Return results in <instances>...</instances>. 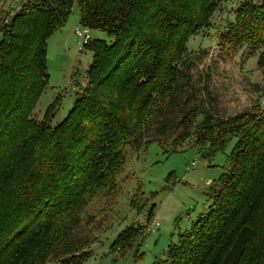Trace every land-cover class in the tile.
I'll return each instance as SVG.
<instances>
[{
  "label": "trees",
  "instance_id": "obj_1",
  "mask_svg": "<svg viewBox=\"0 0 264 264\" xmlns=\"http://www.w3.org/2000/svg\"><path fill=\"white\" fill-rule=\"evenodd\" d=\"M216 1L26 0L0 19V264H44L50 254L61 256L57 264H83L92 250L62 240L63 226L77 220L85 199L118 181L122 147L140 146L146 138L165 147L177 129L189 127L199 115V144L202 137L213 141L214 132L226 137L237 128L225 126L229 122L204 106L185 110L182 103L191 74L178 69L177 60ZM75 2L81 24L105 31L112 41L86 44L94 53L89 86L53 126L32 114L48 86V39L64 26ZM219 39L234 49L259 51L258 64L264 67V0H245ZM189 58L186 71L192 66ZM165 78H184L186 88L173 86V114H166L156 133L143 135L121 115L145 111ZM249 120L241 124L242 137L236 135L222 189L211 196L195 228L182 232L167 258L154 264H264V221L253 219L264 175V112ZM227 241L231 245L218 260Z\"/></svg>",
  "mask_w": 264,
  "mask_h": 264
},
{
  "label": "rangeland",
  "instance_id": "obj_2",
  "mask_svg": "<svg viewBox=\"0 0 264 264\" xmlns=\"http://www.w3.org/2000/svg\"><path fill=\"white\" fill-rule=\"evenodd\" d=\"M25 1L0 0V19L9 18ZM244 1L217 0L210 17L187 37L177 60L178 69L191 74V82L182 96L184 109L204 106L213 116L229 122L225 126L237 128L231 129L232 133L226 137L214 132L213 141L202 137L203 143L199 144L195 130V123L203 119L199 115L194 124L177 129L165 147L149 138L150 141L147 138L140 141V146L122 147L118 181L85 199L84 206L76 210L80 214L77 220L63 226L62 240H72L73 244L78 242L80 247L92 250L83 264H154L165 260L169 246L179 242L182 232L195 228L193 224L208 210L211 196L222 189L224 171L230 170L231 154L238 142L236 135H243L241 124L252 122L249 119L258 110L264 112V67L258 64L260 52L250 53L245 47L234 49L219 39L235 22L236 11ZM78 28L84 26L75 2L64 26L48 39V86L32 116L39 121L50 120L53 126L65 119L78 94L89 86L88 69L94 53L91 45H81ZM88 29L92 42L97 38L112 41L105 31ZM189 56L192 66L188 65L186 71ZM175 84L186 88L187 81L165 78L151 105L140 114L134 110L123 113V122L137 125L143 135L156 133L166 114H173L170 101ZM106 92L111 94L107 89ZM52 103L54 107L48 110ZM253 215V219L264 221V175ZM231 242L222 244L224 251L222 247L218 260ZM49 257L44 264H57L61 256Z\"/></svg>",
  "mask_w": 264,
  "mask_h": 264
},
{
  "label": "built area",
  "instance_id": "obj_3",
  "mask_svg": "<svg viewBox=\"0 0 264 264\" xmlns=\"http://www.w3.org/2000/svg\"><path fill=\"white\" fill-rule=\"evenodd\" d=\"M89 32L90 30L87 27H84L83 29H76V33L78 34V36L82 37V40L80 42L82 46H86V44H88L92 40Z\"/></svg>",
  "mask_w": 264,
  "mask_h": 264
}]
</instances>
